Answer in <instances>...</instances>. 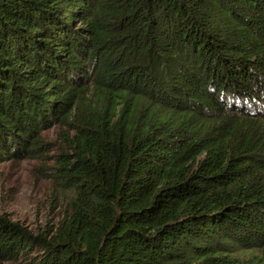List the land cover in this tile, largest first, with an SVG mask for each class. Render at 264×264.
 Instances as JSON below:
<instances>
[{"label": "trees", "instance_id": "trees-1", "mask_svg": "<svg viewBox=\"0 0 264 264\" xmlns=\"http://www.w3.org/2000/svg\"><path fill=\"white\" fill-rule=\"evenodd\" d=\"M57 122L64 215L0 259L264 264V0H0V163Z\"/></svg>", "mask_w": 264, "mask_h": 264}, {"label": "rangeland", "instance_id": "rangeland-1", "mask_svg": "<svg viewBox=\"0 0 264 264\" xmlns=\"http://www.w3.org/2000/svg\"><path fill=\"white\" fill-rule=\"evenodd\" d=\"M64 133L72 134L58 122L41 131L42 140L49 144L42 158L34 154L0 163L1 218L33 234L56 228L65 212V195L53 179L57 155L65 152ZM28 263L27 257L17 261L0 259V264Z\"/></svg>", "mask_w": 264, "mask_h": 264}]
</instances>
